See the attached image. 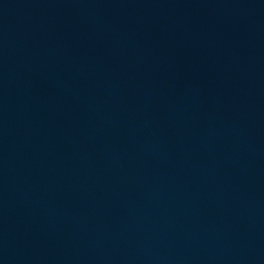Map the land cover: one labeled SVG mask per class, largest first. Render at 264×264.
Returning <instances> with one entry per match:
<instances>
[{
  "label": "water",
  "instance_id": "water-1",
  "mask_svg": "<svg viewBox=\"0 0 264 264\" xmlns=\"http://www.w3.org/2000/svg\"><path fill=\"white\" fill-rule=\"evenodd\" d=\"M0 264H264V0H0Z\"/></svg>",
  "mask_w": 264,
  "mask_h": 264
}]
</instances>
